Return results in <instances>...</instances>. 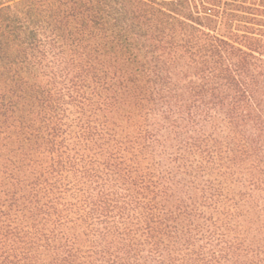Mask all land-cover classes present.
Listing matches in <instances>:
<instances>
[{"label": "trees", "instance_id": "16d2710c", "mask_svg": "<svg viewBox=\"0 0 264 264\" xmlns=\"http://www.w3.org/2000/svg\"><path fill=\"white\" fill-rule=\"evenodd\" d=\"M0 264H264V0L0 1Z\"/></svg>", "mask_w": 264, "mask_h": 264}, {"label": "rangeland", "instance_id": "374dc122", "mask_svg": "<svg viewBox=\"0 0 264 264\" xmlns=\"http://www.w3.org/2000/svg\"><path fill=\"white\" fill-rule=\"evenodd\" d=\"M0 1H6V0H0Z\"/></svg>", "mask_w": 264, "mask_h": 264}]
</instances>
